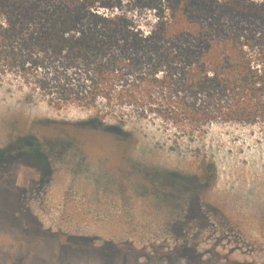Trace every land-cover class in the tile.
I'll list each match as a JSON object with an SVG mask.
<instances>
[{
	"label": "rangeland",
	"instance_id": "obj_1",
	"mask_svg": "<svg viewBox=\"0 0 264 264\" xmlns=\"http://www.w3.org/2000/svg\"><path fill=\"white\" fill-rule=\"evenodd\" d=\"M29 94L0 74V151L11 153L0 158V211L16 215L0 220V264H33L32 254L4 251L31 253L22 238L54 246L44 231L128 242L109 264H264V125L216 122L188 134L128 108L99 126V108ZM203 158L216 164L214 184L200 176ZM72 242V254L86 245ZM47 258L39 264H59Z\"/></svg>",
	"mask_w": 264,
	"mask_h": 264
},
{
	"label": "trees",
	"instance_id": "obj_2",
	"mask_svg": "<svg viewBox=\"0 0 264 264\" xmlns=\"http://www.w3.org/2000/svg\"><path fill=\"white\" fill-rule=\"evenodd\" d=\"M4 73L53 107L99 108V126L107 113L124 117L128 108L188 134L216 122L264 125V0H0ZM199 168L206 183L216 182L213 161L203 158ZM6 216L0 211L1 221L15 222ZM37 227L30 225L43 231ZM44 233L54 246L22 238L31 253L4 252L32 254L33 264L52 253L59 264L84 254L89 264H109L130 245ZM78 240L86 245L66 252ZM185 258L181 264H195Z\"/></svg>",
	"mask_w": 264,
	"mask_h": 264
}]
</instances>
